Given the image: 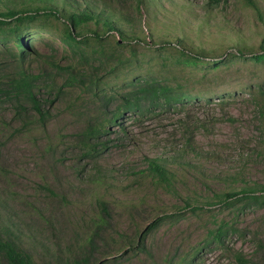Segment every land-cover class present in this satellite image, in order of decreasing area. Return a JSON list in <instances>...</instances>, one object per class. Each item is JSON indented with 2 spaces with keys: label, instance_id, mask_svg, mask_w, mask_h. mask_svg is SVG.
Here are the masks:
<instances>
[{
  "label": "rangeland",
  "instance_id": "1",
  "mask_svg": "<svg viewBox=\"0 0 264 264\" xmlns=\"http://www.w3.org/2000/svg\"><path fill=\"white\" fill-rule=\"evenodd\" d=\"M65 2L57 0L56 5L103 15L111 11L118 26L133 28L151 41L138 49L146 56L141 75L178 82L210 100L142 115L126 113L121 125L111 124L99 137L97 143L104 145L96 146L93 156L86 154L81 140L85 116L78 112L84 111L86 99L77 90L42 104L48 111L44 121L31 109L17 117L11 106L0 105V227L32 255L34 263L57 264L79 258L80 245L105 206L109 226L100 231L98 240L106 241L104 245L98 241L94 256L105 251L118 257L107 264H175L203 246L213 218L222 219L246 234L234 233L225 246H204L191 264H236L234 249L254 264L260 255L254 254L256 243L247 231H256L264 242V201L245 204L240 199L228 207L212 205L200 213L167 218L149 232L145 251L124 252L157 215L182 207L183 198L203 202L213 192L264 183V62L234 58L217 68L170 67V59L155 50L161 39L182 37L204 61L223 58L237 48L247 55L260 51L264 0H254L262 19L245 0H143L140 12L135 0ZM47 23L59 26L54 19ZM58 43L55 36L44 33L36 46L50 53ZM59 51H55L58 57ZM113 82L118 85L121 79ZM46 96L41 90L39 97ZM146 156L162 157L176 171L177 193L155 185L142 172ZM0 264L6 263L0 260Z\"/></svg>",
  "mask_w": 264,
  "mask_h": 264
},
{
  "label": "trees",
  "instance_id": "2",
  "mask_svg": "<svg viewBox=\"0 0 264 264\" xmlns=\"http://www.w3.org/2000/svg\"><path fill=\"white\" fill-rule=\"evenodd\" d=\"M56 1L0 0V105L11 106L14 116L20 117L27 109H31L44 121L48 111L43 109L42 104H52L53 101L60 100L66 91L77 90L86 99L84 111L78 112L80 116H85L81 140L87 147L86 154L93 156L96 146L104 145L97 143L99 137L108 132L111 124L121 125L126 113L142 115L157 108L184 106L203 98L210 100L207 96L190 92L178 82L173 84L166 78L141 75L140 67L143 66L146 56L142 55L144 52L138 53V49L144 47V44L149 46L151 41L140 37V33H135L137 30L133 28L127 31L118 26L109 15L111 11H107L106 15H103V12L94 13L87 8L69 11L59 8ZM63 1L70 5L69 0ZM142 2L143 0H135L138 12ZM245 2L251 5L262 19L254 0ZM52 19L56 20L58 27L47 23ZM126 21L131 22L130 19ZM138 30L143 32L141 28ZM44 33L59 40L58 49L51 48L54 52L43 53L36 46V42H42ZM113 33L118 37L116 38ZM173 38L174 40L161 39L160 44L155 47L158 55L170 59V67L197 68L200 65L217 68L234 58L249 59L256 63L264 62V32L259 43L260 51L247 55L241 48H237L236 52L225 53V57L211 61H204L198 50L187 47L182 37ZM48 45L53 46L51 41ZM57 50H60V57L55 55ZM150 50L151 47L148 51ZM118 78L121 79V83L115 85L113 80ZM41 90L45 91L46 97H39ZM224 98L225 96L220 94L219 100L223 101ZM92 141L94 143H91ZM144 158L146 168L142 172L150 177L155 185L177 193L176 171L167 165L164 158L159 156ZM183 199L182 207L161 217L157 215L154 221L138 232L135 245L128 244L129 249L124 254L129 251L132 253L145 251L147 249L145 240L149 232L167 218L178 219L187 213H200L212 205H217L218 208L228 207L240 199L245 200V204L263 202L264 183L246 185L238 191L213 192L208 200L203 202L192 200L190 197ZM181 208L187 211H179ZM100 212L94 229L87 235L85 243L80 245L79 258L74 257L57 264L116 262L118 257L105 251L97 257L94 256L99 248L98 241L101 245L106 241L104 237L98 240V234L109 226L106 225L109 213L105 206H101ZM212 220L215 224L206 232L203 246L197 247L190 256L181 258L175 264H191L204 246H225L228 238L234 233L246 234L241 232L237 225L222 219ZM247 232L252 233L256 243L254 254L260 255L254 264H264V242L256 231ZM231 256L236 264L252 263V260L246 258L240 250H232ZM0 260L6 264H36L32 255L23 250L4 227H0Z\"/></svg>",
  "mask_w": 264,
  "mask_h": 264
}]
</instances>
